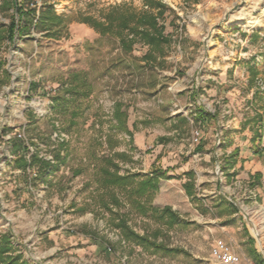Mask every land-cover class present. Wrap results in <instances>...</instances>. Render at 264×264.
<instances>
[{
    "label": "rangeland",
    "instance_id": "374dc122",
    "mask_svg": "<svg viewBox=\"0 0 264 264\" xmlns=\"http://www.w3.org/2000/svg\"><path fill=\"white\" fill-rule=\"evenodd\" d=\"M32 1L23 4L26 17L0 9V24L14 18L16 25L0 50L8 74L1 83L0 72V235H9L30 264H215L216 240L241 261L264 264V0H160L167 10L157 22L171 41L149 66L142 61L148 45L136 40L124 52L117 37H102L81 20L103 21L115 6L148 10L142 0H41L38 10ZM46 7L67 19L59 37L35 29ZM252 65L259 70L254 77ZM70 71L86 72L93 92L77 125L59 133L67 119L52 110L51 97ZM116 101L126 106L132 134L129 140L126 132L115 133V150L132 158L120 163V173L145 175L157 167L182 177L163 196L180 223L158 237L173 252L121 244L108 214L91 203L85 184L95 154L109 152L104 135L115 123ZM198 110L210 117L194 121ZM256 129L259 154L251 143ZM15 139L28 146L27 158L35 151L47 159L65 141L66 163L46 181L35 179V168L16 167ZM77 169L82 172L74 175ZM189 170L188 199L180 184ZM129 223L140 234L158 227L135 215Z\"/></svg>",
    "mask_w": 264,
    "mask_h": 264
},
{
    "label": "trees",
    "instance_id": "16d2710c",
    "mask_svg": "<svg viewBox=\"0 0 264 264\" xmlns=\"http://www.w3.org/2000/svg\"><path fill=\"white\" fill-rule=\"evenodd\" d=\"M29 0H3L0 9H15L19 17H26L29 14L23 12V4ZM143 5L148 10L141 12H120L117 6L111 8V12L103 14L104 20H96L90 16L81 18L82 22L92 25V27L102 37H117L119 44L124 52L130 51L132 44L142 41L148 45V51L142 56L143 66L154 64L157 56L164 54V47L170 43L171 39L164 35V27L159 25L157 18L163 16L167 7L160 0H142ZM155 10V13L152 12ZM30 12V10L28 11ZM30 21V20H28ZM67 19L65 16L58 15L52 7H46L40 11L35 29L38 32L46 31L50 37H59L63 28L66 27ZM16 25L12 18L8 25L0 24V50L6 39H12ZM19 29V28H18ZM28 31L29 26L21 28ZM132 35V38L126 36ZM123 59L114 65L121 64ZM151 67V66H150ZM152 69V67H151ZM249 73L254 77L258 73L255 66H249ZM264 72V66L261 70ZM0 72L3 73L1 83L7 78V72L2 70L0 62ZM35 83H30V89L36 88ZM93 92V84L84 71H70L62 80L57 92L51 97L52 110L67 119L66 124L58 128V132H67L77 125L78 119L85 113V101ZM210 117L203 110H198L194 121H204ZM112 121L109 122L108 131L104 135L109 152L107 154H95L92 179L87 180L85 187H92L91 203L97 211L108 214L110 225L117 230L121 239L127 244H133L146 251L156 253L159 251L173 252L174 250L166 247L162 241H158L162 228L172 229L180 223L179 214L172 206L164 201L167 191L172 189L170 181L181 180V176L168 175L167 169L152 167L151 170L141 175L125 170L120 173V163L131 162L132 158L126 151H116L120 144L115 136L116 132H126L129 140L132 138L128 130V115L126 106L116 101L113 106ZM98 122V121H97ZM263 119L258 118L257 125H262ZM97 129H103L102 125H97ZM262 127V126H260ZM56 129V128H55ZM261 130L256 129L251 143L255 154L260 153L259 142ZM163 139V137L161 138ZM67 142H58L57 148L51 159L40 157L37 152H32L27 158L29 148L21 139H15L12 144V152L15 155L14 163L18 169L24 173L31 168L36 169L35 179L46 181L47 178L64 165L67 160L65 152ZM91 163V162H90ZM82 172L81 169L74 170V175ZM186 180L180 184L185 195L193 198V177L192 171L183 172ZM257 180L259 174H256ZM146 218L158 225L153 231L145 230L143 234L137 232L129 223L131 216ZM0 264H30L28 260L16 253L9 235H0ZM262 264V263H261Z\"/></svg>",
    "mask_w": 264,
    "mask_h": 264
},
{
    "label": "built area",
    "instance_id": "2783aa9c",
    "mask_svg": "<svg viewBox=\"0 0 264 264\" xmlns=\"http://www.w3.org/2000/svg\"><path fill=\"white\" fill-rule=\"evenodd\" d=\"M31 6L37 10L41 6V0H33L30 3ZM198 131L195 132L196 139ZM210 255L215 264H241V259L224 241L216 240L210 249ZM247 264H256L254 262H248Z\"/></svg>",
    "mask_w": 264,
    "mask_h": 264
},
{
    "label": "crops",
    "instance_id": "0c3cea01",
    "mask_svg": "<svg viewBox=\"0 0 264 264\" xmlns=\"http://www.w3.org/2000/svg\"><path fill=\"white\" fill-rule=\"evenodd\" d=\"M121 244H127L123 240L120 242ZM122 247V246H121ZM241 264H247L246 262L241 261Z\"/></svg>",
    "mask_w": 264,
    "mask_h": 264
}]
</instances>
